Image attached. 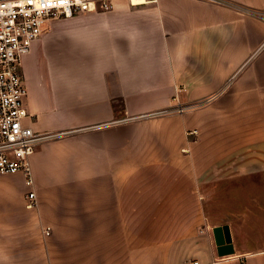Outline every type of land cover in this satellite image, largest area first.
<instances>
[{"label":"crops","instance_id":"0c3cea01","mask_svg":"<svg viewBox=\"0 0 264 264\" xmlns=\"http://www.w3.org/2000/svg\"><path fill=\"white\" fill-rule=\"evenodd\" d=\"M110 3L21 59L26 124L65 134L0 173V264H264V0Z\"/></svg>","mask_w":264,"mask_h":264},{"label":"built area","instance_id":"2783aa9c","mask_svg":"<svg viewBox=\"0 0 264 264\" xmlns=\"http://www.w3.org/2000/svg\"><path fill=\"white\" fill-rule=\"evenodd\" d=\"M158 1L143 0L141 3H157ZM98 4H101L103 9L111 6L110 0H0L1 174L21 172L26 176V184L30 186L33 181L31 157L37 147L65 134L64 132H36L26 124V119L30 115L24 105L27 89L20 72L21 59L30 51L32 43L43 35L48 23L59 18L96 11ZM211 98L203 99L197 104L208 103ZM190 107V104L177 103L168 109L145 113L138 118L171 112L183 113ZM26 206L28 208L37 206L35 192L28 194ZM43 233L48 236L50 230L46 228Z\"/></svg>","mask_w":264,"mask_h":264},{"label":"water","instance_id":"95a60500","mask_svg":"<svg viewBox=\"0 0 264 264\" xmlns=\"http://www.w3.org/2000/svg\"><path fill=\"white\" fill-rule=\"evenodd\" d=\"M213 234L215 243L218 247V253L222 256L231 254L233 249L229 227L227 225L215 227L213 229Z\"/></svg>","mask_w":264,"mask_h":264},{"label":"rangeland","instance_id":"374dc122","mask_svg":"<svg viewBox=\"0 0 264 264\" xmlns=\"http://www.w3.org/2000/svg\"><path fill=\"white\" fill-rule=\"evenodd\" d=\"M206 104V103H205ZM186 111H188V110H186ZM186 111H184L183 113H177V112H171V113H165V114H162V115H166V114H169V115H172V114H176V115H181V114H184ZM189 134H191V133H189Z\"/></svg>","mask_w":264,"mask_h":264},{"label":"bare ground","instance_id":"6f19581e","mask_svg":"<svg viewBox=\"0 0 264 264\" xmlns=\"http://www.w3.org/2000/svg\"><path fill=\"white\" fill-rule=\"evenodd\" d=\"M134 2V1H133ZM135 3V2H134ZM139 3H141V2H139ZM135 4H138V3H135Z\"/></svg>","mask_w":264,"mask_h":264}]
</instances>
